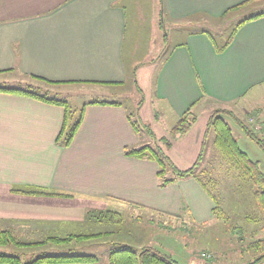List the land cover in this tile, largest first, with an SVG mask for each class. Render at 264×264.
Listing matches in <instances>:
<instances>
[{"label":"crops","instance_id":"crops-1","mask_svg":"<svg viewBox=\"0 0 264 264\" xmlns=\"http://www.w3.org/2000/svg\"><path fill=\"white\" fill-rule=\"evenodd\" d=\"M243 1L0 0V86L23 87L28 83L21 81L30 79L29 84L67 102L85 94L91 98L82 103L77 130L64 145L56 141L65 116L61 104L0 90V228L25 243L12 245L38 248L52 238L95 234L100 228L94 210L131 206L147 211L143 220L133 216L132 242L52 241L56 252L46 255H94L96 260L43 264H108L111 249L121 245L164 248L171 237L156 227V222L164 225L163 217L189 220L201 251L213 254L204 262L202 253H188L189 264H222L237 253L227 242L211 239V227L222 220L216 219L198 172L173 176L166 171L170 181L162 183L158 172L164 167L156 151L170 153L175 167L186 169L200 152L207 104L259 101L264 15L237 27L224 47L213 30L188 26L201 16L221 19ZM17 75L24 77L20 84L4 83L17 81ZM189 108L196 120L186 133L173 134ZM146 145L143 156L127 152ZM84 218L95 223L88 230L79 228Z\"/></svg>","mask_w":264,"mask_h":264},{"label":"rangeland","instance_id":"rangeland-1","mask_svg":"<svg viewBox=\"0 0 264 264\" xmlns=\"http://www.w3.org/2000/svg\"><path fill=\"white\" fill-rule=\"evenodd\" d=\"M263 8L264 0H252L245 7H241L236 10L233 9L232 11L230 9L231 12L222 16L221 19L219 17L207 18L206 16H201L198 18L199 20H197L198 23L191 25L188 22V26L206 27L213 30V32L217 34L218 38L221 36V38H219L221 43L232 31L238 19H242L244 16L249 15L252 12L260 11ZM165 26L167 32L172 31V26L168 25L166 21ZM16 78L17 81H6L4 83L11 85L20 84V80L24 79L22 75H17ZM21 82H27L29 84L30 79H25ZM0 83H2V81H0ZM51 95L58 97L56 94ZM256 98L259 101L253 105H250L247 102L235 103L228 105L227 107H214L207 104L206 107L209 109L207 119L210 121L213 115L219 114L227 120L231 127L233 136L237 140L239 148L243 150L251 160L257 161L260 170L264 173V152L242 129V126H246L250 131H252V133H254V135L264 140V90L259 91L256 94ZM89 99L91 98H89L88 94L80 96L76 99H67L68 102L70 101L72 116H77L80 112V108L82 107V103ZM222 110L225 112L220 114ZM227 112L231 113V116H229ZM194 116L196 120L197 115L194 114ZM145 125L148 126V124H143V126ZM212 137L213 133H210L206 143H201L198 157L201 153L202 159L200 160L199 165L195 168V172H198L199 176L205 183L202 184L203 187H206L207 189H205L210 192L208 194H210L209 196L215 205V209L221 211L218 215V213H216L217 211H215V209L213 210V213L215 211L214 215L217 217L216 219H221L222 222L219 221L221 222L219 225L211 227L213 228L212 234H214L213 236L211 235V239L214 243L218 242L220 245L227 242L228 250L237 252L235 255L227 256L228 258L222 259V264L245 263L248 258H252L259 253L264 252V245H262V250L260 247L255 249L250 248L251 244H255L253 242L264 241V239H261L264 238V210L260 208L253 197L255 185L247 179V176L241 173L229 161L224 159L219 154L213 144ZM161 140L163 142V138ZM164 160L165 164L163 165L164 168L161 175L162 179L166 178L165 171H173L168 162L172 163L174 166L177 163V159L170 153L164 158ZM200 170L203 171V174ZM173 176L175 175L173 174ZM145 212L147 211L136 210L131 206H124L122 210H94L92 214L97 217V224H93L99 226L100 230L93 235L83 238L79 237L81 235H76L73 240H76V242L88 243L94 239L96 245L104 243L113 245V243H119L122 241L132 242L134 237H129L128 233L134 232L131 225L136 218H133V216L139 215L140 219L143 220L147 216ZM153 218L156 220L157 216H153ZM160 220L165 222L164 225L156 222V227H160L163 230L162 235L166 237L170 236L171 238L167 239L168 245L164 248L154 245L157 249L172 256L173 259L179 262V264H189L188 253H192L194 256H199L202 253L201 256L204 257V262L205 259L212 258L213 254L208 252L207 249L201 251V240L196 234L197 230L195 231V228L189 224V220L184 222L183 218H174L171 219L172 222H169L164 217L160 218ZM81 223L83 225H80L79 228H85L86 230L93 225L92 223L86 224V218H84ZM183 226L191 228L189 229L191 233L187 234L185 231L186 229ZM93 229L98 228L94 226ZM106 234L112 235V239H108V237L105 236ZM14 235L16 237L19 236L18 234ZM40 237H42V235ZM176 240H178L181 244L177 246L172 245ZM49 241L51 242L47 245L38 248H18L12 244L0 246V252L19 255L22 261H26L27 259L37 255L55 253L56 250H54V247L56 244H53L52 239H49ZM142 243L145 244L146 242ZM231 246H235L238 249H230ZM17 251L26 253L19 254ZM103 251L107 252L108 250L106 249ZM88 252L92 254L95 253L93 251ZM252 252H256V254L251 256ZM261 263L264 264V261Z\"/></svg>","mask_w":264,"mask_h":264},{"label":"trees","instance_id":"trees-1","mask_svg":"<svg viewBox=\"0 0 264 264\" xmlns=\"http://www.w3.org/2000/svg\"><path fill=\"white\" fill-rule=\"evenodd\" d=\"M252 0H246L243 1L236 6H234L232 9H239L241 7H245L249 2ZM228 11V10H227ZM261 15H264V8L260 11L252 12L249 15L244 16L241 20H239L232 31L229 33V35L223 40L221 46H226L228 42L230 41L232 37V33L235 31L237 27H239L242 23L259 17ZM0 90H7V91H13V92H19L24 93L29 96H33L35 98L43 99L45 101L49 102H56L61 104L64 107V120L62 124V128L57 135L56 141L61 142L64 145H69L76 130L79 125L80 119L82 117V110L79 112V118L75 121H71L72 116V110L66 100L59 99L53 95L49 96L46 92H42L39 90L38 87L33 86L32 84H25L23 87H15V88H9V87H2L0 86ZM220 111V110H219ZM225 111H221L220 114ZM229 116H231V113L227 112ZM194 114L191 112L190 108L187 109L183 115L178 119L176 124L171 129V132L173 134H184L186 133L191 125L194 123ZM207 124V130H205V134L203 137L202 143H206V140L209 138L210 133H213V144L216 148V150L219 152V154L229 161L235 168H237L241 173H243L245 176H247V179L255 185V190L253 197L256 200L257 204L260 206L262 210H264V173L260 170V167L258 166L257 161L251 160L247 154L241 150L237 144V140L233 136L231 127L227 120H225L221 115L215 114L213 117L208 121ZM132 125L135 128H138V124L135 120H132ZM145 129H148L150 131V128H148L147 125L144 127ZM242 129L244 130L247 135L254 140L260 149L264 152V140L261 138H258L252 131H250L246 126H242ZM172 134V135H173ZM163 141L169 145L170 142L167 141L166 138H163ZM149 146H143L142 148L138 149H128L127 152L135 153L138 156H143L145 153V149ZM158 149V148H157ZM159 152L157 153V158L161 165L163 166L165 163L164 158L167 156L162 152L161 149H158ZM202 159V155L200 153L199 157H197V160L195 163L186 168V169H178L176 168L172 163H169V166L172 168V173L176 176H184V175H194L195 168L197 165H199L200 160ZM167 162V161H166ZM199 169V168H198ZM166 172V171H165ZM200 172L203 174V171L200 170ZM163 173V169H160L158 174L161 177ZM198 178V177H197ZM199 179V178H198ZM203 182L202 179H199ZM170 181L168 177L162 179V183H167ZM205 184V183H204ZM206 188V187H205ZM207 189V188H206ZM208 193L209 190H208ZM210 195V194H209ZM218 213V215L221 213V211L215 209ZM214 211V214H215ZM86 236H79L81 238L87 237L93 234H85ZM76 237V236H75ZM69 239H73V237L69 236L66 238H52L53 241H69ZM48 241V240H45ZM255 244H251L252 248L260 247V249H263L264 241H256L253 242ZM9 244H17V245H23L25 243L16 241L12 234H10L7 230L0 228V246H7ZM96 260V257L93 255H72V254H64V255H37L34 257H31L27 259L26 261H22L21 257L16 254H7L4 252H0V264H43V263H50L54 261H93ZM262 261H264V252H261L259 256L255 257L252 261L241 263V264H259ZM108 264H179L175 259H173L170 255H167L160 250L156 249L155 247L151 246H142L140 248L130 247V246H117L111 249L109 255H108Z\"/></svg>","mask_w":264,"mask_h":264}]
</instances>
